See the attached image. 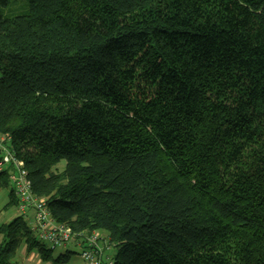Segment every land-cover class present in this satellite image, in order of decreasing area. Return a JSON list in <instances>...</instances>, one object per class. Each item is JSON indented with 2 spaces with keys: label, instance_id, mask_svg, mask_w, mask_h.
<instances>
[{
  "label": "trees",
  "instance_id": "obj_1",
  "mask_svg": "<svg viewBox=\"0 0 264 264\" xmlns=\"http://www.w3.org/2000/svg\"><path fill=\"white\" fill-rule=\"evenodd\" d=\"M0 136L113 264H264V0H0ZM19 214L0 264H68Z\"/></svg>",
  "mask_w": 264,
  "mask_h": 264
},
{
  "label": "built area",
  "instance_id": "obj_2",
  "mask_svg": "<svg viewBox=\"0 0 264 264\" xmlns=\"http://www.w3.org/2000/svg\"><path fill=\"white\" fill-rule=\"evenodd\" d=\"M0 153L3 155L0 159V171H11L9 178L18 201V210L28 219L38 238L53 250H65L68 245L76 242V235L72 230L52 218L46 200L37 199L33 195L28 172L23 163L14 157L7 139L3 136H0ZM100 240L99 234H93L86 239V248L80 254L84 264H113L111 258L103 263L104 248L99 243Z\"/></svg>",
  "mask_w": 264,
  "mask_h": 264
},
{
  "label": "rangeland",
  "instance_id": "obj_3",
  "mask_svg": "<svg viewBox=\"0 0 264 264\" xmlns=\"http://www.w3.org/2000/svg\"><path fill=\"white\" fill-rule=\"evenodd\" d=\"M18 3H23L25 4L24 1H19ZM21 5V4H19ZM17 6H12L9 8V11H14L13 9H17ZM2 153H0V159L2 158ZM65 162H61L58 166V170L62 171L63 168L65 167ZM19 211L18 208L16 207V205H13L10 203V187H5L3 189L0 190V226L6 223H9L10 221H12L15 217L19 216ZM2 241V237L0 236V243ZM76 244H71L69 246V248L66 250H54V256L57 257L60 254H64L66 251H71L75 254H78L81 248H78L76 246H73ZM82 252V249H81ZM109 254L114 255L116 254V248H113ZM76 256H73V258H75ZM19 260V259H18ZM20 261V260H19ZM20 264H24V261L21 262Z\"/></svg>",
  "mask_w": 264,
  "mask_h": 264
},
{
  "label": "crops",
  "instance_id": "obj_4",
  "mask_svg": "<svg viewBox=\"0 0 264 264\" xmlns=\"http://www.w3.org/2000/svg\"><path fill=\"white\" fill-rule=\"evenodd\" d=\"M97 234H99V236L101 237V240L99 241V243L104 248L103 263H106V259L107 258H111V257L114 256V255L109 254V252L113 248H111V247L107 248L106 241H105L106 239L104 238V236H103V234L101 232H99ZM88 237L89 236H87L86 239ZM86 239L85 240L83 239L84 241H79L78 240L77 242H74V244H76L77 246L76 245H73V246H76L78 248H81L82 250L85 249L86 248V243H85ZM70 245H68V247L66 248V250L69 248ZM81 249H80V251H79L78 254L72 255V257L70 258V261H69L68 264H84V261L80 257ZM73 256H76V257L73 258ZM19 260H20V262H23L24 261V264H52L51 262H48V263L42 262L41 259H40L39 254L37 252H32L30 254H27L25 248H23L22 250H20V252H19Z\"/></svg>",
  "mask_w": 264,
  "mask_h": 264
}]
</instances>
